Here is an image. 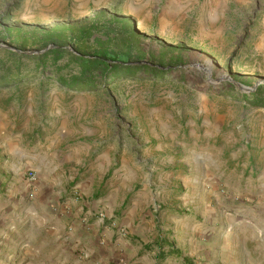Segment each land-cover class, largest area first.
<instances>
[{
  "label": "rangeland",
  "instance_id": "1",
  "mask_svg": "<svg viewBox=\"0 0 264 264\" xmlns=\"http://www.w3.org/2000/svg\"><path fill=\"white\" fill-rule=\"evenodd\" d=\"M101 10L104 20H98L92 36L81 44L83 51H129L132 61L172 71L165 78L142 73V79L108 84L99 79L79 91L46 76L71 71L49 63L46 73L0 84V201L5 204L1 228L7 234L23 237L29 232L24 216L36 213L34 203L40 205L36 209L41 216L53 217L72 178L75 184L91 175L88 192L100 198L118 167L127 173L129 166L136 168L143 183L156 172L183 169V161L204 150L217 170H223L225 160L232 166L233 157L235 163L246 162L248 152L255 150V161L264 169V104L243 101L246 93L256 92L248 99L264 102V89L258 91L264 85V0H0V59H7L5 50L34 54L30 52L44 49L52 37L76 53L80 28L90 27ZM116 12L133 19L140 34L133 37L107 25ZM67 62L66 56L58 65ZM29 65L33 69L34 64ZM29 118L36 124L27 125ZM21 132L23 139L17 136ZM6 143L23 148L27 156L21 160L20 155L4 154ZM35 151L47 153L49 164H57L56 157L66 159L50 175L57 183L49 195L34 186L15 187L22 174L37 179L36 168H29ZM37 160L46 170L43 160ZM12 163L28 166L22 174L4 170ZM141 186L138 183L135 191ZM130 187L131 182L118 191L117 203ZM41 196L50 201L49 209L40 203ZM18 242L12 240L10 254L1 260L22 256L20 246L14 247ZM260 243L264 246V240ZM263 253L264 248L255 258L263 260Z\"/></svg>",
  "mask_w": 264,
  "mask_h": 264
},
{
  "label": "crops",
  "instance_id": "2",
  "mask_svg": "<svg viewBox=\"0 0 264 264\" xmlns=\"http://www.w3.org/2000/svg\"><path fill=\"white\" fill-rule=\"evenodd\" d=\"M25 122L36 124L31 118ZM22 134L17 136L23 139ZM4 145V154L20 155L21 160L27 156L23 148ZM254 151L248 152L246 162L235 163L233 157L231 166L225 160L223 170L213 168L207 150L194 152L183 161V169L156 172L143 183L136 168L129 166L127 173L118 167L100 198L88 192L91 175L75 184L72 178L53 217L41 216L38 203L31 205L36 213L24 216L30 228L23 237L2 230L5 204L0 201V264H264V258H255V252L259 255L264 248L260 243L264 240V169H259ZM37 152L32 154L33 163L29 162V168H36L37 179L25 178L22 173L28 165L23 163L5 165L4 170L22 174L16 188L34 186L49 195L57 183L50 175L66 159L56 157L57 164L54 160L49 164V155ZM39 158L46 170L36 162ZM129 182L131 191L117 203L118 191ZM138 183L142 186L135 191ZM41 202L49 209L46 197ZM101 211L104 217L99 216ZM12 240L19 241L14 247L20 246L22 256L4 262L1 257L10 254Z\"/></svg>",
  "mask_w": 264,
  "mask_h": 264
},
{
  "label": "trees",
  "instance_id": "3",
  "mask_svg": "<svg viewBox=\"0 0 264 264\" xmlns=\"http://www.w3.org/2000/svg\"><path fill=\"white\" fill-rule=\"evenodd\" d=\"M104 12L101 10L94 16L95 21L90 27L80 28L79 35L75 38L76 44H79L76 53L69 51L64 45H60L58 43L59 39H54L53 37L50 39L51 42L44 46V49L50 43H54L55 45L42 53L27 54L5 50L7 59H0V84L10 85L19 82L25 76L29 78L39 76L42 72H47L49 63L60 70L69 68L71 71L66 74L57 71L56 74L48 73L46 76H49L51 80H55L61 86H67L79 91L95 86L99 79L108 84L109 82H119L124 78L142 79V73L151 74L153 78H165L170 75L172 67L167 68L163 65L148 63L143 60L132 61L129 51L115 52L103 47L93 53L83 51L81 44L86 38L92 36L93 31H95L94 28L99 24L98 20H104ZM105 23L109 26H118L122 32L130 34L133 37L140 34L133 19L121 17L117 12L113 13ZM66 56L68 57V62L63 67H60L58 65L60 60ZM24 61L28 63L24 65ZM8 62H11V64L9 65ZM29 62L34 64L33 69H30ZM179 81H184V79H180ZM262 89H264V85L258 91ZM255 93H246L243 101L248 104H264L263 101L248 99L249 96Z\"/></svg>",
  "mask_w": 264,
  "mask_h": 264
},
{
  "label": "water",
  "instance_id": "4",
  "mask_svg": "<svg viewBox=\"0 0 264 264\" xmlns=\"http://www.w3.org/2000/svg\"><path fill=\"white\" fill-rule=\"evenodd\" d=\"M53 46V45H52ZM51 46H48L47 48H45V49H42V50H37V51H32V52H30V53H34V54H36V53H42V52H44V51H46L48 48H50Z\"/></svg>",
  "mask_w": 264,
  "mask_h": 264
},
{
  "label": "built area",
  "instance_id": "5",
  "mask_svg": "<svg viewBox=\"0 0 264 264\" xmlns=\"http://www.w3.org/2000/svg\"><path fill=\"white\" fill-rule=\"evenodd\" d=\"M33 177H34V173L33 174L31 173V178H33ZM99 216L104 217L105 213L101 211V212H99Z\"/></svg>",
  "mask_w": 264,
  "mask_h": 264
}]
</instances>
